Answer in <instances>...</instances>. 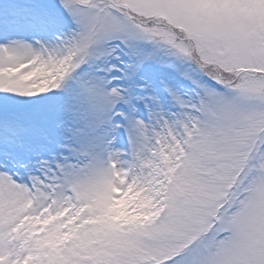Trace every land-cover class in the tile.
I'll return each mask as SVG.
<instances>
[{"label":"snow or ice","instance_id":"6c2138e0","mask_svg":"<svg viewBox=\"0 0 264 264\" xmlns=\"http://www.w3.org/2000/svg\"><path fill=\"white\" fill-rule=\"evenodd\" d=\"M0 264H264V0H0Z\"/></svg>","mask_w":264,"mask_h":264}]
</instances>
